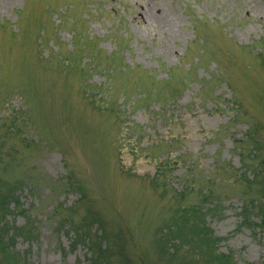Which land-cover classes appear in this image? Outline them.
I'll use <instances>...</instances> for the list:
<instances>
[{
    "label": "rangeland",
    "instance_id": "1",
    "mask_svg": "<svg viewBox=\"0 0 264 264\" xmlns=\"http://www.w3.org/2000/svg\"><path fill=\"white\" fill-rule=\"evenodd\" d=\"M0 230L24 264H264V0H0Z\"/></svg>",
    "mask_w": 264,
    "mask_h": 264
},
{
    "label": "trees",
    "instance_id": "2",
    "mask_svg": "<svg viewBox=\"0 0 264 264\" xmlns=\"http://www.w3.org/2000/svg\"><path fill=\"white\" fill-rule=\"evenodd\" d=\"M189 212V211H188ZM188 212L184 213L189 214ZM184 222V221H183ZM206 231H208L206 229ZM205 231V232H206ZM6 232H2L0 230V264H24L25 262L20 259V257L10 248V240L13 237V234L6 239L5 236ZM189 237V236H187ZM194 243H191L190 250L187 251L189 254L183 258L181 261L182 263H189V264H236L232 257L229 254H216V249L213 247L214 240L211 241L209 234H203L193 240ZM189 243V242H188ZM186 246H190L187 244ZM187 247V249H188ZM106 249V246L105 248ZM171 252L173 253V249L170 248ZM194 250V251H193ZM106 252L109 254L111 250L109 249ZM169 253V252H168ZM195 254V255H194ZM194 255V256H193ZM103 256V254H102ZM190 259H188L189 257ZM195 257V258H194ZM108 256L104 257V260L101 259L100 264H107ZM188 259V260H187ZM108 264L110 261L108 259ZM126 264V261L124 262Z\"/></svg>",
    "mask_w": 264,
    "mask_h": 264
}]
</instances>
